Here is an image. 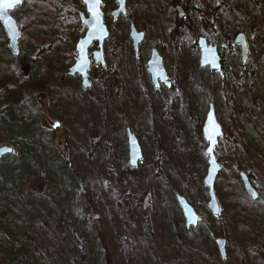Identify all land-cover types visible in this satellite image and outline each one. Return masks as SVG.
Returning a JSON list of instances; mask_svg holds the SVG:
<instances>
[{"label": "rangeland", "instance_id": "rangeland-1", "mask_svg": "<svg viewBox=\"0 0 264 264\" xmlns=\"http://www.w3.org/2000/svg\"><path fill=\"white\" fill-rule=\"evenodd\" d=\"M38 1L39 20L27 29V37L42 34L53 52L36 56L38 47L25 39L21 46L25 57L23 65L33 57L38 58L35 61L41 64L39 70L42 75L48 72V67L56 71L64 68L67 53L71 48L74 52V46L85 30L81 34L82 26L72 19L68 8L81 4V0H72L73 4L69 3L70 0ZM202 1L127 0V9L135 12V21L126 17L112 21L109 15L116 9V1L103 0L104 21L110 32L104 45L107 66L117 72L115 85L110 87L109 94L113 102H106L105 108L103 88L96 80L95 69H92L91 87L86 91L81 89L78 78H70L68 87L73 98L65 106L59 101L50 104L47 98L42 97L45 111L42 125L45 130L52 131L48 135L52 148H46L42 143L37 156L33 151L19 152L12 138H5L3 128H0V146L13 149V154L2 166L3 172H0V199L12 209L10 215L15 221L18 219L19 226L26 229L25 236L16 240L9 239L8 232L0 226V264H99L96 254L101 252L103 264H117V247L128 242L124 238L118 244L121 239L118 224L113 226L111 233L100 217L93 219L99 214L95 209V198L89 199L92 194L99 195L105 191L117 192L124 197L125 220L130 226L132 250L136 251L128 252L127 259L132 264H158V252L168 264H219V258L213 261L211 257V254L218 255L214 245L218 238L227 241L223 264H236L239 257L234 235L236 239L256 241L262 248L256 256L264 262V212L258 211L264 198L251 200L240 180V186H237L229 177L226 181L218 179L219 176L216 178L215 194L217 199L218 195L221 197L226 208L222 219L220 213L213 216L208 211V216L221 219L216 222V234L205 230L200 223L187 231L175 199L176 195L185 197L198 215V208L207 206L208 198L202 203L200 187L207 169L202 128L209 104L214 101L220 111V122L231 130V124H236L247 146L261 156L257 164L250 160V165L243 167L254 170L260 179L264 176L260 162L264 157V132L261 128L264 107L263 110L259 108L260 103L264 105V31L261 30L260 13L249 0H226L231 5L230 17L225 30L217 34V43H214L203 34L200 25V13L196 9L203 7ZM177 7L182 8V17L176 11ZM232 7L245 18H241ZM21 8L12 12L15 19ZM62 16V21L57 23L58 17ZM20 17L29 24L34 22L27 11ZM131 22L146 35L138 57L134 56L129 39ZM238 34L245 35L248 42L245 62H242L239 45L234 43ZM176 36L179 37L178 52L173 51ZM198 37H204L208 43L218 47L226 69L239 82L234 86L233 116H227L222 93L223 75L199 67ZM108 44L115 48L111 58H107ZM152 49L159 52L167 77L171 78L168 89L162 85L157 90L150 84L146 62ZM176 59L184 66L177 65ZM186 68L187 73H191V81L183 77ZM243 72L248 76L242 75ZM210 82L213 94L208 89ZM46 117L59 121L61 128L51 130L48 122L45 123ZM128 130L135 135L142 152V159L136 167L129 165ZM222 140L224 137L217 147H224ZM239 153L238 161L244 156L243 152ZM67 167L74 178L67 175ZM151 173L154 174L151 176ZM165 175L169 178L166 179ZM134 177L138 181L134 182ZM139 179L143 185L140 190ZM77 181L84 189L85 200L77 194ZM263 182L264 178L261 179ZM135 190L141 193L130 198L131 191ZM241 190L256 203L244 198ZM205 193L207 195V188ZM132 199L140 202L142 210L148 214L150 223L147 226H141L143 216L134 209L136 203ZM249 208L253 211H247ZM224 219L228 228L223 230L220 224ZM181 236L186 241H180ZM97 240L101 252L95 248Z\"/></svg>", "mask_w": 264, "mask_h": 264}, {"label": "trees", "instance_id": "trees-1", "mask_svg": "<svg viewBox=\"0 0 264 264\" xmlns=\"http://www.w3.org/2000/svg\"><path fill=\"white\" fill-rule=\"evenodd\" d=\"M255 4L257 7V10L260 13V17L262 19V25L261 30L264 31V0H249ZM71 4H73L72 0H70ZM30 8H29V7ZM40 1L35 0L32 4L30 3H24L22 4V8L19 9L17 12L19 14L16 15V20L20 28V44H19V54L18 55H12L9 50L7 49V41L4 35L3 30H1L0 26V128H3V133L5 138H12V141H14V145L18 147L17 151L23 152V151H33L34 154L37 156L38 150L40 145H46V148H52L53 144L50 142V134H52V131L49 132L45 130V128L42 125V118L44 116V107H43V101L42 97L45 99L47 98L48 103L55 104L56 102H60L61 105L65 106L67 102L72 101L73 92L68 87L69 81H71L69 78L64 79V74L66 73L67 66H70L72 64V56H73V49L67 53L65 62H64V68L61 71H56V69L52 67H48V72L46 74L40 73V65L36 61H38V58L33 57L32 61H25V67L23 65L24 52L21 46V42L23 39L29 40L32 42V44L36 47H38V52L36 53V56L43 55V53L51 54L53 51L51 49V44L47 42L44 38V36L40 33H37L34 35L35 37H27V29L29 27H33L36 22L39 20V11H40ZM202 8L196 9L200 15V25L204 30V35H208V37L213 41L214 43H217L216 36L217 34H221L223 30H225V27L227 25V20L229 19V13L231 10V5L226 2V0H204L202 1ZM68 8L71 11L72 19L76 22L77 25H79L77 12L78 10H83V6L81 4L79 5H71L68 6ZM236 12L240 13L238 9L235 7H232ZM30 10V11H29ZM29 13L31 17L33 18L34 22L33 24H29L27 20L24 17H20L23 13ZM206 11V13L204 12ZM241 18H245L242 13L239 14ZM62 17H58V22L62 21ZM128 20L135 21V12L128 8V15L126 17ZM33 29V28H32ZM81 34L84 32V29L80 27ZM113 34V31H112ZM180 37V34H178ZM176 36L174 38V46L173 51L178 52V40L179 37ZM112 54H115V48L111 47L110 44H108V51H107V58H111ZM177 56V54H174ZM36 60V61H35ZM138 62V60H135ZM36 63V65H34ZM177 65L184 66L183 63L180 62V60L176 59L175 62ZM222 64H223V86H222V93L226 101V111L227 116L230 117L234 115L233 110V96H234V86L236 82L232 75L228 72L225 66V61L222 57ZM95 69L97 73L96 80L98 82H101L102 85V91H103V104L106 105V102L112 103L113 100L109 96L110 94V87H113L116 82V71L114 68L110 67L101 70L99 68H93ZM186 72L183 74V77L187 80H190L191 73H187V68L184 69ZM242 75H246V73H242ZM248 76V75H246ZM171 80V78H170ZM196 82H198L197 79H195ZM191 81V80H190ZM201 80L199 79V82ZM238 87V86H236ZM208 89L213 94V87L212 82L209 83ZM118 92V89L116 90V94ZM115 94V95H116ZM115 98V96H113ZM215 109H216V115L218 118V121L220 122V111L217 107L215 101L213 102ZM264 105H261V110H263ZM106 108V106H105ZM264 114V112H263ZM105 116V113L104 115ZM263 120H264V116ZM263 122V121H262ZM223 131H224V141L222 140L221 143H223L224 147L220 148L217 147L215 150L217 160L220 164L221 173L218 177V179L226 181L229 178L234 182L233 184H236L237 186H240L238 175L242 171L247 172L246 174L249 176L250 181L254 187V189L259 194V199L264 198V182L261 183V179L264 178V176L260 179L255 176L254 170L247 167L244 168L243 166H249L251 161H254L255 164L258 163L259 153L257 151H254L253 149L249 148L245 142V138L242 134V131L239 129V127L232 123V130L227 127V124H223L220 122ZM226 126V127H225ZM227 128V129H226ZM262 131L264 132V123L261 127ZM47 129V128H46ZM262 137L264 138V135L262 134ZM43 143V144H42ZM230 145V147H229ZM239 152H243V158L241 160H237V157H240L238 155ZM257 153V154H256ZM13 154V153H12ZM240 154V153H239ZM9 156L3 157L0 159V172H3V164L7 163L9 160ZM251 160V161H250ZM260 162L262 163V166L264 167V157L261 158ZM65 171L67 175L71 178H74L73 174L71 173L70 169L65 168ZM154 174V173H153ZM150 174L151 176L153 175ZM262 175V174H261ZM260 175V176H261ZM229 177V178H228ZM137 177H134V182L138 181L135 180ZM165 178H169L168 175H165ZM154 179V177L152 178ZM131 181V180H130ZM154 181V180H153ZM126 183V182H125ZM141 180L139 179V190L143 187L141 184ZM77 194L81 196L83 200L86 199V194L84 193V189L81 187V185L78 184L77 181ZM201 187V194H202V203H204L207 200L206 195V188L203 185V183L200 184ZM141 193L138 190H135L134 192L131 191L130 198H134V194ZM241 194H243L244 198L248 199L249 202H252L253 204L256 202L250 201L246 195L240 191ZM116 195V198H115ZM136 197V196H135ZM218 202L221 209L220 215L222 219V215L226 212V208L223 205L221 197L218 195ZM92 198H95V209L96 212L99 214L95 219H101L102 224L107 227L108 231L113 233V226L118 224V229L121 233V239L118 240V244H121L124 241L128 242L127 245L121 244L118 245L117 251H116V263L117 264H132L128 261L127 256L128 252L131 250L132 252H136L132 249H134L132 240H131V231L130 226L128 222L125 220V212L126 207L124 206V197L120 196L117 192L116 194L105 191V193H101L99 195L92 194L89 199L92 200ZM133 200V199H132ZM264 200V199H263ZM134 201V200H133ZM135 208L138 212L141 213L143 216V226H147V223H150L149 216L147 213H144L142 210V205L140 202L134 201ZM200 206V204H199ZM89 211L91 209L90 206H88ZM251 208L247 209L249 211ZM12 209L6 205V203L3 201V199H0V226L3 230H6L8 232L9 239H21L25 236L26 229L24 226H19V221H15L14 217L10 214L12 213ZM253 211V210H250ZM258 211L264 212V203L259 205ZM130 212H133L132 210ZM199 216L201 217V223L199 225L203 226L205 230L212 231L214 234H216V222L221 219L214 218L212 216H208V210L207 206L204 208H198ZM131 214V213H130ZM209 217V218H208ZM23 223V221H22ZM211 226V227H210ZM221 228L223 230L225 228H228V224L226 223L225 219L221 221L220 224ZM230 231L233 232V229L230 228ZM148 233V232H147ZM187 234V232H185ZM150 236H154V234L148 233ZM235 243L237 244V250H238V257L239 260L235 262L236 264H264V262L261 261V259L256 256L259 252H262L261 246L257 245L256 241L253 239H236L235 235L233 236ZM180 241H186L183 236H181ZM142 243H145L143 240ZM96 246L95 248L101 252L100 244L98 243V240L95 242ZM120 247V248H119ZM259 251V252H258ZM98 260L100 261L99 264H103V261L100 260V257L102 256V252L100 254H96ZM155 255V254H154ZM163 255L158 252L156 255V261L158 264H168L167 261L163 260ZM211 257L213 258V261L218 260V255L211 254ZM174 261H177L174 259ZM6 264V263H2ZM24 264V263H22ZM94 264V263H92Z\"/></svg>", "mask_w": 264, "mask_h": 264}, {"label": "water", "instance_id": "water-1", "mask_svg": "<svg viewBox=\"0 0 264 264\" xmlns=\"http://www.w3.org/2000/svg\"><path fill=\"white\" fill-rule=\"evenodd\" d=\"M31 0H20L19 3H13L6 7L3 16H0V26L5 34L7 40V49L12 55L19 54L20 43V28L16 19L11 15V12L20 7L23 2ZM116 1V9L110 13V18L113 21L121 17H126L127 0H123V4ZM81 4L83 11L77 13L80 25L85 29L83 37L79 38L74 46V57L72 58V65L67 69L63 78L78 77L80 80V87L82 90H88L91 86L90 71L93 67H99L101 70L106 68V56L104 52V44L110 37V32L104 21V13L102 11L103 0H100L99 17L94 18L89 11L88 5L83 0ZM177 12L183 16V11L180 7L176 8ZM14 29V31L12 30ZM129 39L133 49L134 56L137 57L141 43L145 39V34L139 32L135 25L131 22L129 25ZM236 45H239L242 62L246 61L248 54V43L245 35L238 34L234 40ZM95 49L92 50V48ZM197 47L199 48V66L200 68H208L210 71L218 72L222 75L221 56L216 45L208 43L204 37L197 39ZM82 61H86L82 63ZM147 73L149 80L154 89H159L161 85L170 88L171 83L168 80L166 71L162 64V58L156 49L150 51V56L146 62ZM61 128L59 121L51 122L50 129L56 131ZM202 136L206 142V149L204 151L207 156V169L203 179V184L207 188V209L213 216H218L220 212L218 199L215 194V181L221 172V166L216 158L215 149L220 139L224 137V132L218 122L215 107L213 104L209 105L208 112L205 117V123L202 128ZM127 142L129 149V165L136 167L142 159V152L138 140L135 135L129 130L127 131ZM211 137V139H209ZM11 149V151H8ZM12 147L0 146V159L11 155ZM239 180L243 187L245 194L251 200L258 199V193L253 188L249 176L242 172L239 174ZM177 205L179 206L182 217L184 219L185 229L190 230L201 223V217L185 197L181 195L175 196ZM216 251L219 257V264H223L227 255V241L223 238H218L214 242Z\"/></svg>", "mask_w": 264, "mask_h": 264}, {"label": "snow or ice", "instance_id": "snow-or-ice-1", "mask_svg": "<svg viewBox=\"0 0 264 264\" xmlns=\"http://www.w3.org/2000/svg\"><path fill=\"white\" fill-rule=\"evenodd\" d=\"M20 0H0V16H3L4 10L6 7L11 6L13 3H19ZM83 2L88 5L90 13L93 15L94 18L99 17V6H100V0H83ZM118 3L123 4V0H118ZM14 31V29H12ZM86 61H82L84 63ZM211 139V137H209ZM8 151H11V149H8Z\"/></svg>", "mask_w": 264, "mask_h": 264}, {"label": "flooded vegetation", "instance_id": "flooded-vegetation-1", "mask_svg": "<svg viewBox=\"0 0 264 264\" xmlns=\"http://www.w3.org/2000/svg\"><path fill=\"white\" fill-rule=\"evenodd\" d=\"M182 11H183V10H182ZM12 12H13V11H12ZM12 12H11V15H12ZM111 12H112V11H111ZM183 13H184V12H183ZM178 14H179V12H178ZM179 15H180V14H179ZM183 15H184V14H183ZM109 16H110V15H109ZM180 16H181V15H180ZM181 17H182V16H181ZM119 19H120V18H119ZM111 20H112V19H111ZM117 20H118V19H117ZM112 21H113V20H112ZM107 41H108V40H107ZM105 43H106V42H105ZM104 45H105V44H104ZM196 45H197V44H196ZM93 49H95V47H93L92 50H93ZM139 50H140V49H139ZM218 50H219V49H218ZM104 52H105V50H104ZM219 53H220V51H219ZM138 55H139V54H138ZM105 56H106V55H105ZM220 56H221V62H222V55H221V53H220ZM106 68H107V59H106ZM106 68H105V69H106ZM99 69H100V68H99ZM105 69H104V70H105ZM146 71H147V68H146ZM222 75H223V64H222ZM78 79H79V78H78ZM168 80H169V82H170V78H169ZM79 81H80V80H79ZM150 84H151V83H150ZM161 86H162V85H161ZM163 86H164V85H163ZM152 87H153V86H152ZM160 88H162V87H160ZM160 88H159V89H160ZM157 90H158V89H157ZM47 122H48V125H50L52 121H51L48 117H46V118H45V123L47 124ZM184 227H185V224H184ZM187 231H189V230H187Z\"/></svg>", "mask_w": 264, "mask_h": 264}]
</instances>
